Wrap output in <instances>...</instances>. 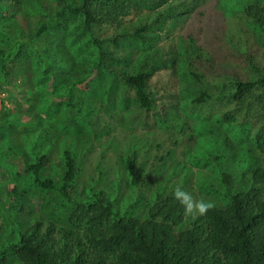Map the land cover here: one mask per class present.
<instances>
[{
	"label": "rangeland",
	"instance_id": "obj_1",
	"mask_svg": "<svg viewBox=\"0 0 264 264\" xmlns=\"http://www.w3.org/2000/svg\"><path fill=\"white\" fill-rule=\"evenodd\" d=\"M63 2L79 4L0 0V131H5L0 137V211L9 205L17 208L13 222L0 217V246L17 241L18 229L27 230L35 220L60 221L61 209L55 216L47 212V201L60 200L56 189L33 183L19 197L8 194L37 156L49 158L42 176L58 178L65 149L76 162L71 197L84 201L93 187L95 193L105 192L120 212L134 201V212H144L158 191L165 195L179 188L194 201L218 207L225 203L227 188L231 193L247 191L254 170L263 165V152L254 147L253 133L243 135L241 124L252 119L256 129L264 123V101L255 100L264 96V84L241 99L232 98L231 84L262 76L264 26L242 9L262 6L264 0H235L236 7L223 5V0L136 1L117 22L95 27L104 55ZM160 11L168 14L163 23L154 20ZM43 24L47 30L36 37ZM140 25H147L146 43L128 37L116 48L108 40ZM212 27L231 36L235 51L210 34ZM34 52L41 54V62ZM116 57L124 62L112 60ZM145 64L151 65L146 70L155 103L149 112L140 110L134 91L121 79L122 72ZM49 66L53 78L36 77L35 68L40 74ZM73 83L70 98L66 91ZM203 91L211 97L198 102ZM133 153L135 187L127 173ZM6 166L15 167L20 176H3ZM20 197L21 203L16 200ZM196 215L186 211L183 227ZM65 223L67 231L76 230ZM4 264H20V259L11 255Z\"/></svg>",
	"mask_w": 264,
	"mask_h": 264
},
{
	"label": "trees",
	"instance_id": "obj_2",
	"mask_svg": "<svg viewBox=\"0 0 264 264\" xmlns=\"http://www.w3.org/2000/svg\"><path fill=\"white\" fill-rule=\"evenodd\" d=\"M136 1L139 0H79L78 5L63 2L62 7L80 17L83 29L91 36L100 50L99 53L104 55L103 44L95 36V27L117 22ZM157 1L161 4L164 0ZM223 3L225 6L227 4L236 7L235 0H223ZM242 11L255 23L264 26V4H248ZM167 15V11H160L154 16V20L165 22ZM45 30L47 27L44 28L43 24L35 36L38 37L37 34H42ZM146 30L147 25H140L131 33L117 32L108 40L116 48H121L128 37L146 43ZM210 34L223 43H228L235 51L236 46L231 36L221 28L212 27ZM34 54L41 62V54ZM2 55L1 53L0 71L3 69ZM112 60L124 62L119 57ZM36 62L39 63L38 60ZM150 67V64L140 65L134 71L121 73L125 88L134 91L140 110L147 112L155 107L154 93L148 87L149 74L146 69ZM49 68L50 66L43 69L40 74L35 68L36 77L53 78L54 69L49 72ZM60 69L61 67L55 71ZM101 70L107 71V66L101 65ZM262 72V76L255 81L235 79L231 84L234 88L232 98L241 99V96L254 95V91L264 84V68ZM74 86L75 83L71 84L66 91L70 98ZM49 87L53 88L51 84ZM210 97L203 91L198 95L197 101L203 102ZM255 100L264 101V96ZM251 120L242 122L241 131L244 136L253 133L252 143L263 152V165L254 170L250 188L235 193L229 192L231 190L227 188L225 203L221 207L214 205L206 213L197 214L184 227L182 223L186 214L185 206L176 199L175 192L162 195L158 191L142 213L134 212L133 197L131 199L134 202L128 203L120 212L111 199L104 195L105 192L95 193L93 187L90 189L92 195L88 199H73L71 188L76 162L67 149L62 154L63 172L58 178L42 176L43 169L49 163L46 155L35 157L25 166V178H18L20 175L16 173L15 167L6 166V173L2 175H12L13 179L15 176L19 179L8 195L19 197L20 191L33 183L41 188H53L60 200L47 201V212L55 216L61 209L62 213L58 216L61 218L59 222L52 217L45 221L35 220V224L25 231L19 228L17 241L11 240L0 246V264L8 263L11 255H16L20 264H264V123L255 129ZM195 130H199V127ZM2 131L1 129L0 137L5 135V131ZM135 159L136 154L133 153L127 162L129 183L133 187L138 176ZM18 199L21 200L20 203L23 202V197L16 198ZM19 209L23 210L24 204ZM64 209L67 210L66 213ZM16 211L15 205H9L8 209L0 211V217H6V220L11 219L13 222ZM65 221L71 222L76 230L67 231Z\"/></svg>",
	"mask_w": 264,
	"mask_h": 264
},
{
	"label": "clouds",
	"instance_id": "obj_3",
	"mask_svg": "<svg viewBox=\"0 0 264 264\" xmlns=\"http://www.w3.org/2000/svg\"><path fill=\"white\" fill-rule=\"evenodd\" d=\"M176 199L185 206V210L189 214H204L214 205L212 202H205L203 200L197 202L193 200V197L181 189L177 188L174 193Z\"/></svg>",
	"mask_w": 264,
	"mask_h": 264
}]
</instances>
